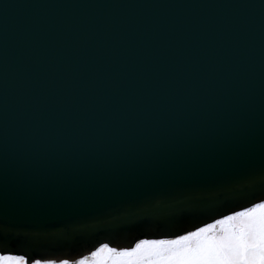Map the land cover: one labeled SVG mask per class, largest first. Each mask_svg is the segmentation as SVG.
I'll use <instances>...</instances> for the list:
<instances>
[{"label":"water","instance_id":"obj_1","mask_svg":"<svg viewBox=\"0 0 264 264\" xmlns=\"http://www.w3.org/2000/svg\"><path fill=\"white\" fill-rule=\"evenodd\" d=\"M262 2L0 0V235L11 234L30 264L32 259L78 258L102 243L123 248L145 236L179 234L264 200V179L252 178L264 169ZM241 4L254 7H224ZM93 23L99 32L125 34L132 29L139 34L153 24L165 36L185 26L213 36L219 30L221 75L230 77L219 103L242 131L228 138H141L116 163L60 173L40 189L21 170L30 151L29 117L38 92L29 86L33 59L41 48L54 51L58 35L70 39L68 25L75 31ZM150 199L146 214H124ZM210 207L215 210L205 212ZM108 216L111 222L94 223Z\"/></svg>","mask_w":264,"mask_h":264},{"label":"snow or ice","instance_id":"obj_2","mask_svg":"<svg viewBox=\"0 0 264 264\" xmlns=\"http://www.w3.org/2000/svg\"><path fill=\"white\" fill-rule=\"evenodd\" d=\"M9 7L20 8L5 5ZM260 7L264 9V2ZM170 30L172 34L165 36L158 24L139 34L136 29L127 34L99 32L94 23L87 30L73 31L68 25L70 39L58 35L54 51L39 50L29 76L30 88L38 89L29 117L30 151L21 170L34 177L40 189L60 173L116 163L141 138H228L242 131L219 103L230 78L221 75V32L213 36L188 26ZM4 146L6 150V135ZM252 178L264 179V169ZM152 199L124 214H146ZM112 219L102 217L94 223ZM260 243L264 200L179 234L145 236L123 248L102 243L91 253V261L81 259L77 264H250V254ZM19 244L7 232L0 235V264H29L26 254H19ZM31 264L57 261L32 259Z\"/></svg>","mask_w":264,"mask_h":264},{"label":"clouds","instance_id":"obj_3","mask_svg":"<svg viewBox=\"0 0 264 264\" xmlns=\"http://www.w3.org/2000/svg\"><path fill=\"white\" fill-rule=\"evenodd\" d=\"M250 264H264V243L257 244L250 254Z\"/></svg>","mask_w":264,"mask_h":264},{"label":"bare ground","instance_id":"obj_4","mask_svg":"<svg viewBox=\"0 0 264 264\" xmlns=\"http://www.w3.org/2000/svg\"><path fill=\"white\" fill-rule=\"evenodd\" d=\"M84 258V256L82 255V256H80V257H76V258H66V257H60V258H57V259H53V260H55V261H57V264H59V261L60 260H64V259H67V260H69L70 261V264H77V262L78 261H80L81 259H83Z\"/></svg>","mask_w":264,"mask_h":264},{"label":"rangeland","instance_id":"obj_5","mask_svg":"<svg viewBox=\"0 0 264 264\" xmlns=\"http://www.w3.org/2000/svg\"><path fill=\"white\" fill-rule=\"evenodd\" d=\"M83 259H85L86 261H91L92 259L91 253L87 254Z\"/></svg>","mask_w":264,"mask_h":264}]
</instances>
